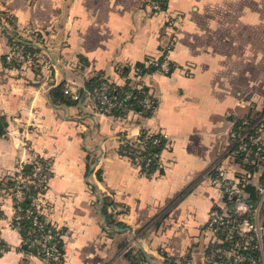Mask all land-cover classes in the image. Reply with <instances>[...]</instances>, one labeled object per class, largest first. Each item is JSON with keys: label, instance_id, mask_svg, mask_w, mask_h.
Wrapping results in <instances>:
<instances>
[{"label": "crops", "instance_id": "crops-1", "mask_svg": "<svg viewBox=\"0 0 264 264\" xmlns=\"http://www.w3.org/2000/svg\"><path fill=\"white\" fill-rule=\"evenodd\" d=\"M158 1L153 12L149 0H0L15 36L50 58L4 61L20 38L0 24V264H45L11 225L6 184L32 156L51 164L42 214L61 232L62 256L50 264H208L219 243L209 213L223 201L211 177L264 171L234 156L230 137L246 122L264 138V0ZM166 46L168 73L149 63ZM101 81L146 86L153 110L94 113L87 91ZM60 84L80 98L63 91L69 102H54ZM142 130L165 137L149 174L120 151Z\"/></svg>", "mask_w": 264, "mask_h": 264}, {"label": "built area", "instance_id": "built-area-1", "mask_svg": "<svg viewBox=\"0 0 264 264\" xmlns=\"http://www.w3.org/2000/svg\"><path fill=\"white\" fill-rule=\"evenodd\" d=\"M149 6L153 12L162 10L158 0H149ZM173 21L178 22L179 17H174ZM169 50L170 46H166L161 59L151 60L149 63L164 73L170 72ZM42 58L39 52L33 51L21 41H16V44L12 45L11 52L5 56V60L8 62L28 68L47 67L48 61L46 62ZM113 90V85L107 81H101L87 91L90 106L94 113L112 115L118 112L128 114L133 112L135 102H140L139 104L146 108L151 106L146 94L136 100L135 95L127 91L124 93V98H119L113 94ZM63 91L73 100L80 98L79 90L65 87ZM130 98L132 101L127 102ZM246 124V122L240 123L230 132L234 150L245 156H252L254 158L252 159L253 163H264V138H261L255 130L251 131V128L243 126ZM149 133L147 132V134ZM138 142L139 138L126 136L121 141L120 151L141 167L144 156L140 154V151L143 147L138 145ZM151 159V157H147L144 166L147 167ZM30 162L32 173L24 175L21 168L19 173L14 176L15 182L12 191L16 202L25 195L31 199L30 207L26 209L25 216L32 217L33 225L38 232L36 239H33L30 244L39 245V255L45 264L58 263L62 256V235L59 229L45 219L42 214L51 164L48 159H41L37 156H32ZM253 176L254 173L241 171L236 174L218 172L211 177L212 184L221 193L224 203L215 205L210 210L209 228L219 238V243L209 247L208 264H264V223L260 220V213L264 208V171L260 173L256 181H253ZM30 185L33 187V193H29ZM248 185L254 187L256 193L254 200L250 199V193L246 189ZM117 208L123 209L121 206ZM14 210L11 225L19 228L18 220L21 215L18 211L21 208L15 205ZM43 228L46 230H42ZM234 235L240 236V239L233 240ZM227 241L229 243L224 245V242ZM248 249H254L257 254L250 255L243 252Z\"/></svg>", "mask_w": 264, "mask_h": 264}, {"label": "trees", "instance_id": "trees-1", "mask_svg": "<svg viewBox=\"0 0 264 264\" xmlns=\"http://www.w3.org/2000/svg\"><path fill=\"white\" fill-rule=\"evenodd\" d=\"M26 46L31 48V49L33 48L31 45L26 44ZM146 90H147L146 86H143L141 89L124 86V87H115L112 92H113V94H115L119 98H124V96H125L124 93L127 91H130L133 93V95H135V99L138 100V99L142 98L143 96H145ZM51 95L53 97L54 102L58 101V99H60V102H64V103L69 102L65 98V96H64L65 94H63V84H60V85L54 87L52 89ZM135 99H134V101H135ZM129 101H132V98L127 100V102H129ZM134 106H135V109L142 110V113L147 115L150 113L151 110H153L154 103L152 101L151 106L149 108L143 107L141 104H139L137 102H135ZM4 125H5V122H4L3 118L0 117V135L3 134V132H4V128H3ZM238 125H240V123H237V126ZM156 139H157V141H155ZM164 143H165V137L162 133H156V134L151 135V134H147L146 130L142 131V133L139 136L138 145H142V147H143L140 151V154L142 156H144V160L141 162V167H142L143 171H145L146 173L149 174V173L153 172L158 167L159 153H160V150L162 149ZM129 156H131V155H129ZM147 157H151L152 159L150 160L148 166L146 167V166H144V162H145V159ZM21 172L24 175L31 174L32 173V167H30L28 169L23 168V169H21ZM14 182H15L14 178L9 177L6 181V184L8 187H10L13 190ZM29 188H30L29 193H33L34 190H33L32 185H30ZM246 189L250 193V199L254 200L256 198V193L254 191V187L252 185H248L246 187ZM30 204H31V199L28 195L23 196L19 201H17L15 203L16 206H20V208H21V210L18 211L19 214L21 215V218L18 220V222H19L18 223V225H19L18 229H19V232L24 239V244H25L27 250L39 254V245L36 243L30 244L33 239H36L35 237H36V234L38 232L36 230L35 226L33 225L32 217L25 216L26 209L30 207ZM106 205H107V200H106V198H103L101 208H102L103 212H105V213H106ZM42 230H46V228H43ZM237 239H240V236L234 235L233 240H237ZM227 243H229V241L224 242V245H227ZM220 245H222V244H220ZM4 248H6L5 244L0 241V249H4ZM243 252H245L246 254H250V255H256L257 254V252L254 249L244 250ZM136 259H138V258H136ZM140 259L141 260L144 259L143 256ZM172 260L173 259H170V262H172Z\"/></svg>", "mask_w": 264, "mask_h": 264}, {"label": "rangeland", "instance_id": "rangeland-1", "mask_svg": "<svg viewBox=\"0 0 264 264\" xmlns=\"http://www.w3.org/2000/svg\"><path fill=\"white\" fill-rule=\"evenodd\" d=\"M2 12H0V14H1ZM0 18H2L1 20H0V24H2V25H4L5 26V28L7 27L8 28V30H9V32L11 33V34H13V36H14V38L16 39V38H20V41L22 40V38L21 37H19L18 35V37L17 36H15V34H17V31H16V29H15V27H14V24H13V21H11L10 20V17L8 16V17H6L4 14H1V16H0ZM179 22V21H178ZM175 24V23H174ZM17 40V39H16ZM24 40V39H23ZM16 44V43H15ZM11 50H12V46L9 48V50L3 55V57H4V61H6L7 63H11V62H8L7 60H5V56L6 55H8L10 52H11ZM45 57L47 56L46 54L44 55ZM47 59H48V61L50 60V58H48V56L46 57ZM43 59V58H42ZM46 59V60H47ZM50 62V61H49ZM12 64V63H11ZM20 68H23V67H20ZM28 68V67H27ZM114 88H115V86H113ZM143 86H141L140 88H142ZM139 89V88H138ZM147 95V94H146ZM148 99V102L150 103H148L149 105H151V103H152V99H151V97H148L147 98ZM137 103H140V102H137ZM134 112H136L137 114H142V110H137V109H135V107L133 108V113ZM130 113H132V112H130ZM143 131V130H142ZM142 131L140 132V133H142ZM139 133V134H140ZM156 133H159V132H150L149 134H156ZM235 153V154H233L234 156L235 155H239V157H241V158H243V160H246V159H248V160H252V159H254L252 156H245L244 154H242V153H239V152H237V151H235L234 149L232 150V153ZM160 154V153H159ZM253 162V161H252ZM254 164H256V163H254ZM218 172H220V170H217ZM217 172V173H218ZM240 172V171H239ZM228 174V173H227ZM214 175V174H213ZM224 203V201H222V203H220V204H223ZM117 207H119V205L118 206H116L113 210H115V211H117V210H122V209H118ZM122 207V206H121ZM264 214V213H263ZM209 216H210V213H209ZM209 220H210V217H209ZM260 220L261 221H264L263 219H262V217L260 216Z\"/></svg>", "mask_w": 264, "mask_h": 264}, {"label": "water", "instance_id": "water-1", "mask_svg": "<svg viewBox=\"0 0 264 264\" xmlns=\"http://www.w3.org/2000/svg\"><path fill=\"white\" fill-rule=\"evenodd\" d=\"M25 167H26V168L29 167V164H26ZM99 197H100V199H101V196H100V195H99ZM115 228H118V227L115 226ZM118 229H123V228H118Z\"/></svg>", "mask_w": 264, "mask_h": 264}, {"label": "bare ground", "instance_id": "bare-ground-1", "mask_svg": "<svg viewBox=\"0 0 264 264\" xmlns=\"http://www.w3.org/2000/svg\"><path fill=\"white\" fill-rule=\"evenodd\" d=\"M65 87V86H64ZM125 116V115H124Z\"/></svg>", "mask_w": 264, "mask_h": 264}]
</instances>
